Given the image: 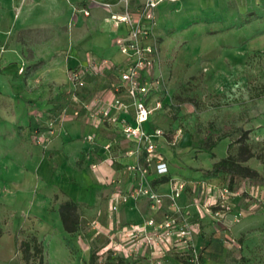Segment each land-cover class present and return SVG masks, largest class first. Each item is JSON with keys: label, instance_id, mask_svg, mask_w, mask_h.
<instances>
[{"label": "rangeland", "instance_id": "obj_1", "mask_svg": "<svg viewBox=\"0 0 264 264\" xmlns=\"http://www.w3.org/2000/svg\"><path fill=\"white\" fill-rule=\"evenodd\" d=\"M85 2L0 0V76L3 80L9 76L5 85L16 88L18 100L31 104L35 129L25 133L31 148L40 146L39 154L51 143L38 144L35 135L47 133L46 122L52 114H42L30 102L45 98L57 106L59 115L70 119L73 110L95 102L94 96L88 98V91L116 77L104 70L85 88L75 84L74 93L65 92L63 72L69 65L93 51L112 58L118 52L112 47L109 14L103 13L102 23L94 27L80 21L81 14L86 16ZM104 4L99 6L111 16L112 5L108 9ZM100 7L87 10L94 15L93 9L103 11ZM172 10L170 14L163 6L158 9L163 46L158 71L147 77L152 88L147 101L164 105L154 112L153 122L164 130L158 139L163 138L172 152L163 158L168 166L172 163L169 171L177 176L170 178L173 187L182 181L192 193L184 170L201 171L200 179L193 180L201 186L199 194L205 195L207 188L216 191L217 201L209 210L199 204L206 216L195 222L199 229L194 235V256H198L197 264H264V186L240 180L231 189L228 176L220 175L212 182L204 171L230 154L264 176V0H179ZM69 94L72 98L65 100ZM111 180L109 185L115 182ZM45 189L35 188L30 202L42 203L46 191L50 192ZM8 191L5 187L0 193V264H145L121 253H101L109 243L102 228L105 210L79 206L77 230L61 242V251L56 249L59 229L52 214L61 210L64 198L48 193L47 212L38 214L27 208L24 198L5 194ZM201 198L196 195L192 204ZM33 237L43 246L42 262L23 252V242ZM173 260L167 264H176Z\"/></svg>", "mask_w": 264, "mask_h": 264}, {"label": "crops", "instance_id": "obj_2", "mask_svg": "<svg viewBox=\"0 0 264 264\" xmlns=\"http://www.w3.org/2000/svg\"><path fill=\"white\" fill-rule=\"evenodd\" d=\"M145 1L146 0H133L130 8L135 11ZM178 1L179 0H169L164 2V0H162L156 8L157 20H159L160 17L158 14V9L160 7L163 6V8L169 10L171 14L173 13L172 9L175 3H178ZM102 3H110L112 5L111 13H123L125 11V5L122 0H88V2L83 4L85 6L82 8L92 9L100 7L99 4ZM100 8H102L104 12L99 8L96 10L93 9L94 15L89 14L85 16L81 14L82 17L80 21L87 20L88 26L94 27L95 25H100L102 23L101 16L106 13L109 14L110 17V12L107 9L104 7ZM109 21V32L113 42L112 47L113 49H117L114 44L115 37L126 34L128 29L125 24H120L117 27L113 24L111 19ZM158 24L156 22L153 28L154 37L145 41L146 44L155 45L158 50L157 61L153 69L156 71H158L157 69L159 68L158 60L161 57V49L163 46V42L160 41L162 34ZM46 51L51 52V47L47 46ZM93 53L102 58L112 60V62L117 65V68L107 69L108 73L116 76L114 81L102 86V88L88 91L89 94L91 92L88 98H92L93 96L95 99L101 98L104 103L110 100L113 94L112 89L120 82L118 66L122 64L126 58L119 50L118 52L116 50L114 58L97 51H93ZM89 55L94 54H87L80 62L69 65L66 70H64V82L66 84L65 92L72 91L74 93L75 84L71 80V71L74 68L86 65ZM95 76L94 74L86 73L84 75L86 84ZM101 76L103 77L104 75ZM3 78L0 76V193H2L5 187L9 188V191L5 194L24 198L23 201H25L27 208L31 211H36L38 214L47 212L45 208L49 201L48 193H58L64 198L60 203V207L64 202L74 201L79 204L78 206L87 210H105L107 213L105 218L106 222L102 225V228L106 237L108 236L107 232L109 229H112L115 233L131 224L143 223L149 218H155L161 221L168 214L172 213L170 204L167 201H165L162 206H152L146 197L129 199L120 206L117 212L111 211L110 207L113 191L119 188L127 190L130 188L131 184L137 181V176L135 179L133 175L128 172L127 166L129 164L140 163L143 161V158H140L136 154L129 155L127 153L136 148V143L134 141L126 140L120 134L119 130L115 129L109 123H101L88 119L89 110L84 107L80 109V116L70 119L67 118L61 121L62 114H58L56 105H51L45 98L38 101V103L31 101L30 103L40 107L42 114H52V117L46 122L48 130L47 133H43L45 141L42 143H51L49 148L43 154H39L40 146L31 148L25 133L27 130L35 129V127L33 128L34 122L29 114L31 104H27L23 98L18 100L15 95L18 93L16 88L10 84L8 86L5 85L7 78L5 77V80H3ZM86 84L81 88H85ZM64 98L65 100H70L72 95L69 94V96H65ZM102 102L99 104L102 105ZM129 119L132 123L134 122L132 118ZM157 127V123L153 122L152 115L150 120L146 122L145 128L153 132ZM90 134L96 135V140L94 142L88 139L86 140ZM107 143L112 144L111 153L107 152L104 148ZM158 143L159 151L162 155L167 156L169 154L166 153H172L170 148L164 143L163 138L158 139ZM111 154L115 157L113 164L109 161ZM77 157L81 158L77 160ZM94 164L97 165L96 168H93ZM169 167L170 169L172 168V163H170ZM184 173L187 174L186 176L190 177V180L187 181V186H191L192 193H189L190 191L186 188L180 197L179 203L182 208V219L189 223H198V221L202 220V217L206 216V212L204 211L203 205L199 206V204H192V199L196 195L201 196L202 204L211 206L217 201L216 191L207 188L205 190L206 193L204 192L205 195H200L201 186L198 181L196 182L193 180L200 179L202 176L201 171H189L188 173L184 170ZM175 177L177 176L173 175L172 170L169 171V174L164 175L163 178L152 170L147 179L159 194L166 196L171 193L173 189L170 178ZM111 179L115 180L113 185L108 184L111 183ZM209 180L217 182L218 178L209 177ZM35 188L39 190L46 188L49 189L51 193L45 189L47 195L43 196L44 201H41L42 203L37 202L33 204L30 202V197L36 194L34 192ZM37 194L39 193L37 192ZM77 209L73 212L75 217L73 223L76 226L79 224ZM52 215L59 229V238L57 240V245L59 246H56V249L59 248L58 250L64 251L61 242L71 237L72 232L66 229L61 210L54 211ZM99 219L103 221L104 218L101 216ZM198 238L199 236L195 237V242ZM103 249L104 248H102V250ZM110 254L119 256L117 255L118 253L114 252ZM121 255L126 258H135V260L142 259L145 264H157L154 262L155 257H153L150 250L146 248H141L139 252L129 257L123 254ZM170 256L174 257L173 262L176 264H186L189 260L187 254L174 250L166 255L161 264H167L171 258Z\"/></svg>", "mask_w": 264, "mask_h": 264}, {"label": "built area", "instance_id": "obj_3", "mask_svg": "<svg viewBox=\"0 0 264 264\" xmlns=\"http://www.w3.org/2000/svg\"><path fill=\"white\" fill-rule=\"evenodd\" d=\"M125 5L123 13H112L110 19L115 26L125 24L127 33L115 37L114 44L119 52L125 56V61L118 66L120 82L112 89V97L109 101L102 102L101 98L95 99L93 103L84 104L89 110L88 119L101 123H109L120 134L130 141L136 143V148L127 152L129 155H137L144 162L129 164L127 170L137 181L131 184L127 190L117 189L111 197V211L117 212L120 206L129 199L146 197L152 206H162L165 201L170 200L172 213L163 220L149 218L140 224H131L118 232L108 230L109 243L101 253L112 251L114 253L132 256L141 248L149 249L154 262L161 264L169 252L180 251L191 257L189 260L197 264L198 256H194V235L198 232L199 224L189 223L182 219V208L178 200L185 190L184 182H176L171 193L166 196L159 194L149 183L147 177L154 170L158 175L164 176L169 172V166L164 160L158 148V137L164 135V130L156 128L153 132L145 128L151 116L163 103L155 101L149 103L147 97L152 88L149 86L147 77L154 69L158 50L155 45L146 44L145 41L154 37L153 28L157 22L156 8L162 0H146L137 10L130 8L133 0H122ZM104 6L110 9L111 4ZM84 13L90 12L84 9ZM117 68V65L107 58L97 55H89L87 64L74 68L71 71V80L79 87L86 84L84 75L86 73L97 75L107 69ZM102 102L103 104H99ZM99 105V106H98ZM81 111L76 109L72 117L80 116ZM68 118L66 114L61 115V121ZM129 118H132L133 123ZM36 142L42 144L45 141L43 134L35 135ZM91 142L96 140L95 134L88 135ZM107 152L112 151V144L104 146ZM144 153V155H143ZM111 164L115 157H109ZM97 165L94 164L93 168ZM115 181V180H113ZM224 197L228 193V187L224 189ZM197 204H202L201 199H195ZM209 210L210 206H206ZM120 240V241H119ZM125 241V242H124Z\"/></svg>", "mask_w": 264, "mask_h": 264}, {"label": "trees", "instance_id": "obj_4", "mask_svg": "<svg viewBox=\"0 0 264 264\" xmlns=\"http://www.w3.org/2000/svg\"><path fill=\"white\" fill-rule=\"evenodd\" d=\"M209 151L210 149L208 152ZM204 171L205 175L211 178L220 175L228 176V186L231 189H233L240 180H247L253 186H264L263 175L250 166L240 164V162L230 154L227 157L214 162L210 169ZM163 177L164 176H162V178ZM78 205L79 204L74 201H67L61 206L64 225L66 229L71 232L77 230V226L73 223V219L75 218L73 212L79 207ZM32 249L34 251L33 254H31ZM23 252L27 258L29 255H33L35 259L39 258L41 262L43 261V246L37 237H33L30 241L23 242ZM91 258H94V254L91 255ZM188 262L190 263V260H188Z\"/></svg>", "mask_w": 264, "mask_h": 264}]
</instances>
